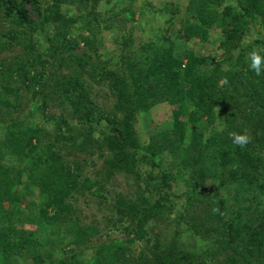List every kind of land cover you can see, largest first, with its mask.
I'll return each mask as SVG.
<instances>
[{
    "label": "trees",
    "instance_id": "1",
    "mask_svg": "<svg viewBox=\"0 0 264 264\" xmlns=\"http://www.w3.org/2000/svg\"><path fill=\"white\" fill-rule=\"evenodd\" d=\"M254 49L264 0H0V264H264Z\"/></svg>",
    "mask_w": 264,
    "mask_h": 264
},
{
    "label": "clouds",
    "instance_id": "2",
    "mask_svg": "<svg viewBox=\"0 0 264 264\" xmlns=\"http://www.w3.org/2000/svg\"><path fill=\"white\" fill-rule=\"evenodd\" d=\"M249 69L257 77L264 76V49L253 50L248 56ZM250 142V137L246 133H232V143L234 146L243 149Z\"/></svg>",
    "mask_w": 264,
    "mask_h": 264
},
{
    "label": "rangeland",
    "instance_id": "3",
    "mask_svg": "<svg viewBox=\"0 0 264 264\" xmlns=\"http://www.w3.org/2000/svg\"><path fill=\"white\" fill-rule=\"evenodd\" d=\"M106 44L109 47H112V48H114V47H116L118 45L117 43H115L113 41V35H109V36L106 35ZM91 97L93 99H96V101L98 103H100V104H102V102L111 103V99L109 100L108 95H106L104 93V91H101L100 88L98 87V85H96V84H93V91H92V96ZM48 113H51V114L52 113L59 114L60 111H59V109L56 108V109H51L50 111H48ZM88 209L89 208H87V210ZM90 209L94 210V208H92V207ZM185 242H188V241L185 240Z\"/></svg>",
    "mask_w": 264,
    "mask_h": 264
}]
</instances>
